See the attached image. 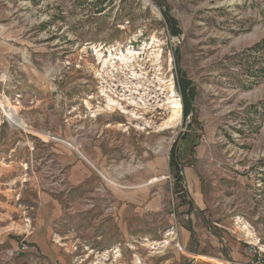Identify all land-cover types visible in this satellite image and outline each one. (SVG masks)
<instances>
[{"label": "rangeland", "instance_id": "rangeland-1", "mask_svg": "<svg viewBox=\"0 0 264 264\" xmlns=\"http://www.w3.org/2000/svg\"><path fill=\"white\" fill-rule=\"evenodd\" d=\"M6 1L0 264H264V0Z\"/></svg>", "mask_w": 264, "mask_h": 264}, {"label": "crops", "instance_id": "crops-1", "mask_svg": "<svg viewBox=\"0 0 264 264\" xmlns=\"http://www.w3.org/2000/svg\"><path fill=\"white\" fill-rule=\"evenodd\" d=\"M6 2L7 1L5 0V4H6ZM11 21H12V19L10 18V16L7 17V14H5L4 17L0 16V29H1V32H0V37L1 38H0V41L7 42V41H11L12 40V32H11V29L8 28L9 26H11ZM7 30H8V34H7ZM103 180L104 179L102 178V180H100V181L103 183ZM102 183H100L101 188H102V185H103ZM38 200L40 201L39 205L41 207H44L45 204H44L43 199L40 198ZM55 214L56 213L54 212V210H53V212H50L49 211V208H48V212L46 214V217H51V216H53ZM40 222H42V220ZM41 226L42 227L43 226H46V224H44L42 222L41 223ZM48 226H49V224H48ZM48 226H47L46 229L45 228H42V229L39 228L38 232H34L35 234L33 233L32 236H31L32 242L35 243L36 245H38L40 248H45V249L49 248L48 241L50 240L51 234L53 232H52V229H50ZM99 229H100V227L98 228V230ZM231 237L232 238H230V242H229V248L232 249V252H231L230 257H232L236 262L237 261H245V259H246L245 256H244L245 250H242L243 249V247H242L243 244L240 243L239 241L235 240L237 237L235 238L232 235H231ZM100 239L102 240L103 237H101ZM223 241H224V243H223ZM184 242L187 243V241H184ZM225 243H226L225 246L228 248V246H227V239L225 240V238H222V243H220V244L217 243V247L218 248L219 247H222V244H225ZM229 253H230V251H229ZM14 264H24V261L17 260Z\"/></svg>", "mask_w": 264, "mask_h": 264}, {"label": "trees", "instance_id": "trees-1", "mask_svg": "<svg viewBox=\"0 0 264 264\" xmlns=\"http://www.w3.org/2000/svg\"><path fill=\"white\" fill-rule=\"evenodd\" d=\"M168 22H172L171 18L167 19ZM182 87H183V92H184V102H185V109H186V114H188L191 110V104L194 98V90L191 88V83L188 81H183L182 82ZM176 152L173 150L171 156L172 158L175 157ZM180 179H182V177L179 176Z\"/></svg>", "mask_w": 264, "mask_h": 264}, {"label": "bare ground", "instance_id": "bare-ground-1", "mask_svg": "<svg viewBox=\"0 0 264 264\" xmlns=\"http://www.w3.org/2000/svg\"><path fill=\"white\" fill-rule=\"evenodd\" d=\"M169 100H171V102H170L171 115L169 117L168 122L172 123V122L177 121V119H179L178 117H179V114L181 111V104L178 100H172V99H169ZM8 118H9V116H8Z\"/></svg>", "mask_w": 264, "mask_h": 264}, {"label": "built area", "instance_id": "built-area-1", "mask_svg": "<svg viewBox=\"0 0 264 264\" xmlns=\"http://www.w3.org/2000/svg\"><path fill=\"white\" fill-rule=\"evenodd\" d=\"M29 251V246L26 241H22L17 248H13L11 251H9L10 256L12 257L14 254L18 253H25ZM252 253H257L256 250H251ZM260 260V259H259ZM250 264H259V262H251Z\"/></svg>", "mask_w": 264, "mask_h": 264}]
</instances>
